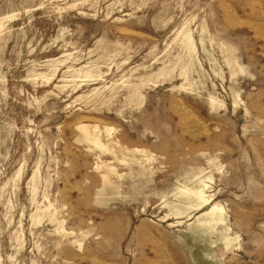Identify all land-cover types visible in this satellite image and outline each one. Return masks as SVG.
Here are the masks:
<instances>
[{
	"label": "rangeland",
	"instance_id": "rangeland-1",
	"mask_svg": "<svg viewBox=\"0 0 264 264\" xmlns=\"http://www.w3.org/2000/svg\"><path fill=\"white\" fill-rule=\"evenodd\" d=\"M0 264H264V0H0Z\"/></svg>",
	"mask_w": 264,
	"mask_h": 264
},
{
	"label": "bare ground",
	"instance_id": "bare-ground-1",
	"mask_svg": "<svg viewBox=\"0 0 264 264\" xmlns=\"http://www.w3.org/2000/svg\"><path fill=\"white\" fill-rule=\"evenodd\" d=\"M187 43H189V40L190 38L188 36H184ZM182 39V41H184ZM192 42V41H191ZM184 43V42H183ZM191 44V43H190ZM192 45V44H191ZM188 46V45H187ZM190 46V45H189ZM185 47V46H184ZM190 48H193L190 47ZM78 129L82 130L84 133H89L90 129L88 126L86 125H79L78 126ZM97 130V128H95ZM94 131V130H93ZM96 132V131H95ZM97 145H99V139L98 138H95V139H92ZM197 180V179H196ZM199 180V179H198ZM207 186H205L204 184H201L199 185L198 187L196 188H192V189H187L184 191V194L186 195L187 197V202L189 205H192L193 208L195 207L196 209H200L204 206H206L207 204H209L210 202V197L206 195V192H205V189H206ZM207 191V190H206ZM181 192V191H180ZM190 208V206H189ZM176 212H180V209L179 208H176L175 209ZM220 212H222V209L216 205L214 206L210 211H209V214L211 216V218L209 219V221H206L204 223H202L203 225L206 224V225H211L213 224L214 222L217 223L218 222H221L222 221V217L221 215L219 214ZM188 214V213H187ZM225 214V213H224ZM187 216V215H186ZM194 216V215H193ZM192 219V218H191ZM190 219V220H191Z\"/></svg>",
	"mask_w": 264,
	"mask_h": 264
}]
</instances>
